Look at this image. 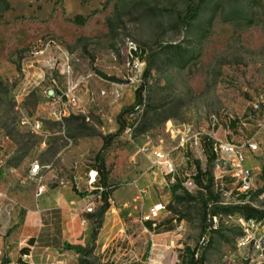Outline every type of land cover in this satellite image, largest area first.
<instances>
[{
    "label": "rangeland",
    "instance_id": "obj_1",
    "mask_svg": "<svg viewBox=\"0 0 264 264\" xmlns=\"http://www.w3.org/2000/svg\"><path fill=\"white\" fill-rule=\"evenodd\" d=\"M9 2L12 9L0 21V191L12 205L5 202L0 210V262L27 264L21 256L29 248L35 264H183L185 248L201 243L203 202L173 199L176 182L151 167L140 149L169 152L176 181L189 182L177 196L190 190L200 198L191 175L197 160L206 167L203 139L210 136L257 141L260 148L246 151L252 189L245 199L224 174L225 162L215 161L216 190L229 214L217 215L222 228L211 237L206 264H264V218L247 226L244 210L235 207L248 202L264 210V0ZM190 8L199 11L195 18ZM76 16L82 18L72 21ZM49 39L61 51L30 56L34 44ZM134 47L156 55L146 79L147 62L132 60ZM143 79L137 128L131 137L117 136L105 154L110 208L97 219L102 201L92 193L89 172L103 137L117 131L116 117L134 104ZM50 89L61 99L48 98ZM71 93L76 106L68 101ZM54 110L64 117L55 119ZM23 113L40 121L41 132L21 123ZM89 202L94 212L86 215ZM159 202L166 209L148 230L143 215ZM97 220L102 226L93 235ZM169 220L173 229L164 231ZM244 235L250 241L240 245Z\"/></svg>",
    "mask_w": 264,
    "mask_h": 264
},
{
    "label": "trees",
    "instance_id": "obj_2",
    "mask_svg": "<svg viewBox=\"0 0 264 264\" xmlns=\"http://www.w3.org/2000/svg\"><path fill=\"white\" fill-rule=\"evenodd\" d=\"M11 9L12 6L10 5L9 0H0V21L3 17V13ZM198 12L199 11L190 8V10L188 11L189 17L195 18L198 15ZM80 18L82 17L76 16L74 19H72V21L76 22ZM130 53L133 61L135 59H138L147 62L144 73V78L146 79V77L150 75L152 66L154 64V59L156 56L154 50L148 53L146 49L137 47L136 50L132 49ZM145 88H146V81L143 79L142 84L136 90V100L134 103L143 102V92ZM131 107L130 108L123 107L120 110V112L116 117L119 126L117 131L114 133H109L103 137L102 146L94 157L95 164L93 167L98 171L99 176H98L96 188L92 191V193H95L96 197H100L102 201V205L99 207L97 211V219H102L103 215L110 208V190H109V182H108L109 170L106 163L105 154L110 148L113 140L117 136L123 133L124 128L127 124L126 116L130 112ZM231 125L234 126L235 122L231 121ZM214 144L215 141L213 137L210 136L204 137L203 147L207 156L206 167L203 168L200 162L197 160L195 162V173L191 175L193 178V183L195 184V188L198 189L201 193L200 198L198 195H195L190 190H185L184 196H177L176 193L178 189L182 187L184 183L182 180H177L171 189V194L173 199H176L178 201H202L204 205V215H203L204 224L201 228V237H202L201 243L197 245L195 248H190V247L185 248V250L180 254L181 262L183 264H206L207 262L206 253L211 242V237L214 233L218 232L222 228V224H221L218 230L210 229L212 223V217L215 215H219L221 213L226 215L229 214L227 212L229 208H225L223 205L220 204L222 191L220 188L216 190V186H215L214 164L217 159V154L213 150ZM187 154H189V152H187ZM226 177H225V181H226ZM214 189L216 191H214ZM246 197H247L246 194L242 195L243 199H245ZM235 207L244 210V215L242 216H244L245 219L254 218L260 220L261 218H264V210H259L254 206H252L251 204H249L248 202H245L244 204H237ZM169 221L171 222V224L168 225L164 231H170L173 229L172 220ZM174 221H177V219L175 218ZM144 225L148 230H155L154 227L157 226V225L153 226L152 222L150 221L145 222ZM101 226H102L101 220H97L96 229L93 231V235H96L97 229L100 228ZM34 242H35L34 238H31L29 240L30 244H33ZM66 247L68 249L77 252L78 254L86 253L85 248L75 247L69 244H66ZM22 251H24V254H28L30 252L29 248H23ZM147 256H148V251L145 254V258ZM0 264H6L4 258L2 259Z\"/></svg>",
    "mask_w": 264,
    "mask_h": 264
},
{
    "label": "built area",
    "instance_id": "obj_3",
    "mask_svg": "<svg viewBox=\"0 0 264 264\" xmlns=\"http://www.w3.org/2000/svg\"><path fill=\"white\" fill-rule=\"evenodd\" d=\"M57 45L56 40L49 39L46 41H39L36 44H34L29 52L30 56L35 54H44L47 50L53 48V46ZM67 61V60H66ZM68 62V61H67ZM70 66L67 65V70H64V74L68 73L70 70ZM48 98L53 99H61V96H58L54 89H50L47 92ZM68 101L73 106H76L78 104V98L74 93H71L68 95ZM144 112V101L143 102H137L134 103L130 109V112L126 116L127 124L124 128L123 134L127 136H132L135 129L138 126V123L140 121L141 116ZM55 119L61 120L63 116L65 115L62 110H60V114H52ZM21 123L23 125L30 126L33 130L36 132H41V123L40 121H31L29 116L25 113L21 115ZM215 141V147H217V152L219 154L220 160L224 161L225 164L228 166V170L224 174H232V179L235 181L239 189L250 191L252 189V172L251 169L246 165V159L247 154L246 151L249 150L250 152H256L259 150L260 145L257 141H248L246 144H236L229 141H223L218 140L214 138ZM140 152H143L145 154H148L151 158V167L161 170L165 175H167L170 178V181L172 183L176 182V176L178 174V170L176 168V165L173 161V159L170 156L169 152H166L158 147H152L151 149L144 146L140 149ZM36 166H33L32 172H34V168ZM214 175L215 168H214ZM98 171L96 169H92L89 172V184L91 185V188L95 189L96 186L94 184L97 183L98 180ZM187 186H189V182L187 179L183 183ZM93 185V187H92ZM44 191L43 187H40L38 190V194H42ZM144 191V190H143ZM145 192V191H144ZM264 198V190L259 194ZM100 198V197H98ZM5 202L7 203V206L12 205V199L5 195L3 192L0 191V210L2 204ZM94 203L89 202L87 203L84 208L82 209V213H85L86 215L92 214L94 212ZM166 209V206L162 203H155L152 206H150L146 212L145 215H143V222L150 221L152 222L153 226L157 225V220L160 218V214L163 210ZM5 210H8L5 208ZM213 220V217H212ZM247 226L253 227L256 222H250V221H244ZM89 222L88 218H83L81 220V223L87 224ZM176 222V221H175ZM212 229V223L210 226ZM178 229H183V222L180 221L178 225ZM250 241L249 235H244L243 239H239L240 245H245ZM260 247V246H258ZM22 260L25 261L27 264H35L32 260V252H29L28 254H23Z\"/></svg>",
    "mask_w": 264,
    "mask_h": 264
},
{
    "label": "bare ground",
    "instance_id": "obj_4",
    "mask_svg": "<svg viewBox=\"0 0 264 264\" xmlns=\"http://www.w3.org/2000/svg\"><path fill=\"white\" fill-rule=\"evenodd\" d=\"M56 48L57 50H59V51H61V48H60V46L57 44V45H55V46H53V48ZM134 50H136V47H134L133 48ZM41 55H43V54H35V55H32L33 57H39V56H41ZM68 59V57L66 56V60ZM53 114H60V110H54L53 111ZM213 150H214V152L217 154V159H216V161L217 162H219L220 161V158H219V154H218V152H217V147H215V144L213 145ZM36 167L34 168V172L35 171H37L38 170V168H39V165L38 164H36L35 165ZM223 176V175H222ZM231 176H232V174H231ZM224 177V176H223ZM193 182V181H192ZM240 191H241V193L243 194V193H247L248 191H246V190H242V189H240ZM261 196V195H260ZM262 197V196H261ZM263 198V197H262ZM235 200V199H234ZM222 201V200H221ZM236 201V200H235ZM245 201V200H244ZM238 203V202H237ZM222 205V204H221ZM225 207V206H224ZM248 221H250V222H255V219L254 218H250ZM258 221V220H257ZM219 222H220V220L218 221V217H217V215H215V216H213V220H212V229L211 230H216V229H218V227H219Z\"/></svg>",
    "mask_w": 264,
    "mask_h": 264
},
{
    "label": "crops",
    "instance_id": "obj_5",
    "mask_svg": "<svg viewBox=\"0 0 264 264\" xmlns=\"http://www.w3.org/2000/svg\"><path fill=\"white\" fill-rule=\"evenodd\" d=\"M52 114H53V111H52ZM63 117H64V116H63ZM35 165H36V164H35ZM35 165H34V166H35ZM36 172H37V171H36ZM152 205H153V204H152ZM152 205H151V206H152Z\"/></svg>",
    "mask_w": 264,
    "mask_h": 264
}]
</instances>
